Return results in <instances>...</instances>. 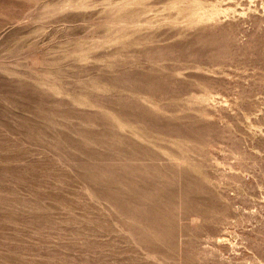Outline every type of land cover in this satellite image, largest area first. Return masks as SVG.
Instances as JSON below:
<instances>
[{
  "label": "rangeland",
  "instance_id": "374dc122",
  "mask_svg": "<svg viewBox=\"0 0 264 264\" xmlns=\"http://www.w3.org/2000/svg\"><path fill=\"white\" fill-rule=\"evenodd\" d=\"M0 63V264H264V0H0Z\"/></svg>",
  "mask_w": 264,
  "mask_h": 264
},
{
  "label": "bare ground",
  "instance_id": "6f19581e",
  "mask_svg": "<svg viewBox=\"0 0 264 264\" xmlns=\"http://www.w3.org/2000/svg\"><path fill=\"white\" fill-rule=\"evenodd\" d=\"M20 51H21V50H20ZM20 51H19V53H20ZM148 52H149V51H148ZM16 53H17V52H16ZM21 53H22V52H21ZM21 53H20V54H21ZM20 54H19V55H20ZM135 55H136V54H135ZM1 63H2V62H1ZM1 63H0V65H1ZM4 64H5V62H4ZM2 65H3V64H2ZM5 65H6V64H5ZM49 65H50V64H49ZM0 69H1V68H0ZM7 69H9V68H7ZM59 69H60V68H59ZM45 71H46V69H45ZM1 72H3V71H1ZM46 72H47V71H46ZM63 72H64V70H63ZM169 72H170V71H169ZM172 72H174V71H172ZM51 73H52V71H51ZM64 73H65V72H64ZM79 73H80V72H79ZM47 74H48V73H47ZM52 74H54V72H53ZM62 74H63V73H62ZM41 75H42V74H41ZM43 75H44V74H43ZM56 75H58V74L56 73L54 76L56 77ZM0 76H1V75H0ZM48 76H49V77H48ZM46 77L50 78V75H47ZM44 78H45V76H44ZM44 78H43V80H44ZM41 79H42V78H41ZM45 79H46V78H45ZM18 80H19V79H18ZM43 80H41V81H43ZM46 80H47V79H46ZM46 80H45V81H46ZM47 81H48V80H47ZM17 82H18V81H17ZM7 84H8V83H5V82H3V81L0 80V89H2L1 91H2L3 93H5L6 97H7V95H9V96L12 95V90L9 91V90H10V87H9ZM42 84H43V83H41V85H42ZM44 84H46V82H45ZM47 84H48V83H47ZM205 86H206V85H205ZM24 87H25V86H24ZM17 88H19V87L17 86ZM19 89H20V88H19ZM17 90H18V89H17ZM13 91H14V90H13ZM15 91H16V90H15ZM23 91H24V90H21V92H23ZM18 92H19V91H18ZM24 92H25V91H24ZM9 93H10V94H9ZM15 95H16V94H15ZM28 97H29V96H28ZM100 98H101V97H100ZM151 98H152V97H151ZM12 99H13V98H12ZM12 99H11V100H12ZM30 99H31V98H30ZM40 99H41V98H40ZM95 99H96V98H95ZM154 99H155V98H154ZM7 100H8V99H7ZM41 100H42V99H41ZM102 100H103V99H102ZM24 101H25V100H24ZM32 101H33V100H32ZM38 101H39V100H38ZM47 101H48V100H47ZM152 101L154 102L155 100H152V99H151V102H152ZM178 101H179V100H178ZM30 102H31V101H30ZM43 102H44V101H43ZM102 102H103V101H102ZM102 102H101V103H102ZM172 102H173V101H172ZM175 102H176V101H175ZM179 102H180V101H179ZM188 102H189V101H188ZM96 103H97V101H96ZM154 103H155V102H154ZM154 103H153V104H154ZM176 103H177V102H176ZM183 103H185V102H183ZM9 104H10V103H9ZM14 104H15V103H14ZM17 104H18V103H17ZM20 104H23V103L20 102ZM35 104H36V103H35ZM62 104H63V102H62ZM65 104H66V103H65ZM169 104H171V103H169ZM174 104H175V103H174ZM177 104H178V103H177ZM187 104H188V103H187ZM187 104L185 103L186 106H188ZM11 105H12V104H11ZM24 105H25V103H24ZM24 105H22L23 108H25ZM28 105H29V104H28ZM30 105H31V104H30ZM93 105H94V104H93ZM185 105H183V106H185ZM17 106H18V105H17ZM37 106H38V105H37ZM59 106H60V104H59ZM59 106H58V107H59ZM96 106H97V105H96ZM169 106H170V105H169ZM186 106H185V107H186ZM39 107H40V106H39ZM161 107H162V106H161ZM179 107H180V106H178V109H179ZM185 107H183V108L185 109ZM1 108H2V107H1ZM16 108H17V107H16ZM33 108H34V107H33ZM55 108H56V107H55ZM102 108H104V107H102ZM162 108H163V107H162ZM187 108H188V107H187ZM18 109H19V107H18ZM25 109H26V108H25ZM30 109H31V108H30ZM71 109H72V108H71ZM178 109H177V111H178ZM180 109H181V108H180ZM193 109H195V108H193ZM193 109H192V110H193ZM2 110H5V109H2ZM23 110H24V109H23ZM41 110H42V109H41ZM58 110H59V109H58ZM160 110H161V109H160ZM181 110L183 111V109H181ZM187 110H188V109H187ZM192 110H191V111H192ZM24 111H25V110H24ZM28 111H29V110H28ZM31 111H32V110H31ZM50 111H51V110H50ZM60 111H61V110H60ZM163 111H164V110H163ZM175 111H176V110H175ZM177 111H176V112H177ZM8 112H9V111H8ZM32 112H33V111H32ZM87 112H88V111H87ZM95 112H96V111H95ZM184 112H185V110H184ZM186 112H188V111H186ZM198 112H200V111H198ZM4 113H5V114H3V115L6 117L7 112L5 111ZM34 113H35V112H34ZM34 113H33V114H34ZM39 113H40V112H39ZM47 113H48V112H47ZM53 113H54V112H53ZM56 113L58 114V112H56ZM69 113H70V112H69ZM85 113H86V112H85ZM162 113H163V112H162ZM189 113H190V112H189ZM24 114H25V113H24ZM179 114H180V113H179ZM190 114H192V113H190ZM42 115H43V114H42ZM48 115H50V114H48ZM86 115H87V114H86ZM97 115H98V114H97ZM102 115H103V114H102ZM107 115H108V114H107ZM163 115H164V114H163ZM34 116H35V115H34ZM84 116H85V115H84ZM100 116H101V115H100ZM193 116H194V115H193ZM5 117H4V118H5ZM8 117H9V116H8ZM51 117L53 118V115H52ZM58 117H59V116H58ZM65 117H66V115H65ZM67 117H68V116H67ZM164 117H165V116H164ZM171 117H172V116H171ZM171 117H170V118H171ZM176 117H177V116H176ZM178 117H179V115H178ZM186 117H188V116H186ZM190 117H191V116H190ZM190 117H189V118H190ZM196 117H197V116H196ZM196 117H195V118H196ZM9 118H10V117H9ZM68 118H69V117H68ZM95 118H96V117H95ZM98 118H100V117H98ZM105 118H106V117H105ZM110 118H111V120L113 121L114 124H117V125L121 126V121L119 120V118H118L117 116H113V117H110ZM165 118H166V117H165ZM180 118H182V117H180ZM183 118H185V117H183ZM193 118H194V117H193ZM193 118H192V119H193ZM37 119H38V118H37ZM60 119H61V118H60ZM81 119H82V118H81ZM173 119H174V118H173ZM192 119H191V120H192ZM17 120H19V119L17 118ZM39 120H40V119H38V121H39ZM44 120H45V119H44ZM48 120H49V119H48ZM62 120H63V119H61V121H62ZM78 120H80V118H79ZM89 120H90V119H89ZM100 120H101V119H100ZM100 120H99V121H100ZM42 121H43V120H42ZM46 121H47V120H46ZM56 121H57V120H56ZM85 121H86V120H85ZM91 121H92V119H91ZM105 121H106V120H105ZM166 121H169V119L166 120ZM5 122H6V120H5ZM10 122H11V121H10ZM10 122L8 121V123H10ZM12 122H14V121H12ZM100 122H101V121H100ZM47 123H48V122H47ZM53 123H54V122H53ZM55 123H56V122H55ZM80 123H81V122H80ZM10 124H11V123H10ZM17 124H18V123H17ZM130 124H131V123H130ZM169 124H170V123H169ZM169 124H168V125H169ZM15 125H16V124H15ZM19 125H20V126H23V127H25V125H27L26 127H28L29 124H28V122L25 121V119L20 118V120H19ZM53 125H54V124H53ZM81 125H82V124H81ZM106 125H107V124H106ZM127 125H128V124H127ZM166 125H167V124H166ZM166 125H165V127H166ZM3 126H4V125H3ZM38 126H39V125H38ZM79 126H80V125H79ZM100 126H101V124H100ZM108 126H109V125H108ZM128 126H129V125H128ZM170 126H171V125H170ZM7 127H8V125H7ZM15 127H16V126H15ZM32 127H33V126H32ZM50 127H51V126H50ZM2 128H3V127H2ZM9 128H10V127H9ZM16 128H17V127H16ZM101 128H102V127H101ZM105 128H106V127H105ZM127 128H131V127L129 126V127H127ZM132 128L134 129L135 127H132ZM10 129H11V128H10ZM10 129H9V130H10ZM107 129H108V128H107ZM136 129H137V128H136ZM136 129H135L134 131H136ZM6 130H7V129H6ZM34 130H35V129H34ZM101 130H102V129H101ZM173 130H174V129H173ZM2 131H3V129H2ZM7 131H8V130H7ZM27 131H28V130H27ZM50 131H51V130H50ZM50 131H49V132H50ZM53 131H54V130H53ZM107 131H108V130H107ZM109 131H110V130H109ZM166 131H167V130H166ZM168 131H169V130H168ZM198 131H200V130H198ZM198 131H197V132H198ZM30 132H31V131H30ZM83 132H84V131H83ZM97 132H98V131H97ZM105 132H106V131H105ZM112 132H113V131H112ZM132 132H133V131H132ZM172 132H173V131H172ZM181 132H182V131H181ZM192 132H193V131H192ZM10 133H11V132H10ZM26 133H27V132H26ZM52 133H53V132H52ZM134 133H135V132H134ZM168 133H169V132H168ZM177 133H178V132H177ZM177 133H176L175 135H178ZM189 133H190V132H189ZM200 133H201V132H200ZM45 134H46V133H45ZM97 134H99V132H98ZM109 134H111V133H109ZM137 134H139V133H137ZM185 134H186V133H185ZM194 134H195V133H194ZM194 134H193V135H194ZM89 135H90V134H89ZM100 135H101V134H100ZM103 135H104V134H103ZM105 135H106V134H105ZM180 135H181V134H179V136H180ZM196 135H197V134H196ZM204 135H205V134H204ZM52 136H53V135H52ZM107 136L109 137L108 134H107ZM107 136H106V137H107ZM169 136H171V134H169ZM184 136H185V135H184ZM189 136H190V135H189ZM199 136H200V135H199ZM83 137H84V136H83ZM102 137H103V136H102ZM108 137H107V138H108ZM173 137H174V136H173ZM177 137H178V136H176L175 138H177ZM193 137H194V136H193ZM15 138H16V137H15ZM27 138H28V137H27ZM27 138H26V139H27ZM191 138H192V137H191ZM69 139H70V138H69ZM83 139H86V138H83ZM170 139H171V138H170ZM193 139H194V138H193ZM31 140H32V139H31ZM33 140H34V139H33ZM51 140L53 141L52 138H51ZM107 140H108V139H107ZM195 140H196V139H195ZM195 140H193V141H195ZM10 141H11V140H10ZM87 141H88V140H87ZM172 141H173V139H172ZM189 141H190V140H189ZM191 141H192V140H191ZM13 142H14V141H13ZM17 142H18V141H17ZM56 142H57V141H56ZM64 142H65V141H64ZM82 142H83V141H82ZM89 142H90V141H89ZM183 142H184V141H183ZM185 142H186V141H185ZM207 142H208V141H207ZM1 143H2V142H1ZM5 143H6V142H5ZM38 143H39V142H38ZM86 143H87V142H86ZM172 143H173V142H172ZM172 143H170V144H172ZM194 143H195V142H194ZM203 143H204V142H203ZM57 144H58V143H57ZM57 144H56V146H57ZM65 144H66V143H65ZM65 144H64V145H65ZM168 144H169V143H168ZM174 144H175V143H174ZM187 144H188V143H187ZM187 144H186V145H187ZM5 145H6V144H5ZM60 145H61V143H60ZM88 145H89V144H88ZM93 145H94V144H93ZM98 145H99V144H98ZM184 146H185V145H184ZM194 146H195V145H194ZM1 147H2V146H1ZM1 147H0V148H1ZM9 147H10V145H9ZM100 147H101V146H100ZM105 147H106V146H105ZM109 147H110V146H109ZM165 147H166V146H165ZM189 147H190V146H189ZM192 147H193V146H192ZM3 148H4V147H2V149H3ZM61 148H62V147H61ZM67 148H68V147H67ZM96 148H98V146H97ZM102 148H103V147H102ZM6 149H7V147H6ZM11 149H12V148H11ZM64 149H65V148H64ZM93 149H94V147H93ZM109 149H110V148H109ZM189 149H190V148H189ZM196 149H197V147H196ZM66 150H67V149H66ZM110 150H111V149H110ZM177 150H178V149H177ZM1 151H2V150H1ZM6 151H8V150H6ZM6 151H4V152L6 153ZM12 151H13V150H12ZM12 151H10V153H11ZM189 151H190V150H189ZM13 152H14V151H13ZM15 152H16V151H15ZM70 152H71V151H70ZM18 153H19V152H18ZM67 153H68V152H67ZM111 153H113V152H111ZM197 153H198V150H197ZM73 154H74V153H73ZM73 154H72V155H73ZM76 154H77V153H76ZM83 154H84V153H83ZM88 154H89V153H88ZM168 154H169V153H167V155H168ZM180 154H181V153H180ZM11 155H14V154L12 153ZM57 155H58V154H57ZM100 155H101V154H100ZM106 155H107V153H106ZM115 155H116V154H115ZM119 155H120V154H119ZM162 155H163V154H162ZM167 155H166V156H167ZM1 156H2V155H1ZM3 156H4V155H3ZM16 156H17V153H16ZM81 156H82V155H81ZM90 156H92V155H90ZM96 156H97V155H96ZM110 156H111V155H110ZM168 156H170V154H169ZM175 156H176V155H175ZM184 156H185V155H184ZM14 157H15V156H14ZM62 157H63V156H62ZM100 157H101V156H100ZM121 157H122V156H121ZM172 157H173V156H172ZM186 157H187V156H186ZM2 158H3V157H2ZM15 158H16V157H15ZM19 158H20V157H19ZM68 158H70V157H68ZM108 158H109V157H108ZM118 158H119V157H118ZM168 158H169V157H168ZM58 159H60V157H59ZM83 159H84V158H83ZM83 159H82V160H83ZM119 159H120V158H119ZM175 159H176V158H175ZM186 159H187V158H186ZM3 160H4V159H3ZM106 160H107V159H106ZM161 160H162V159H161ZM163 160H164V159H163ZM180 160H181V159H180ZM189 160H190V159H189ZM12 161H14V158H13ZM16 161H18V160H16ZM68 161H69V160H68ZM72 161H73V160H72ZM97 161H98V160H97ZM102 161H103V160H102ZM102 161H101V162H102ZM117 161H119V160H117ZM170 161H171V164H172V160H170ZM175 161H177V160H175ZM4 162H6V161H4ZM113 162H114V161H113ZM125 162H126V161H125ZM178 162H179V160H178ZM169 163H170V162H169ZM176 163H177V162H176ZM11 164H12V163H11ZM116 164H117V163H116ZM125 164H126V163H125ZM167 164H168V163H167ZM171 164H170V165H171ZM80 165H81V164H80ZM104 165H105V164H104ZM175 165H176V164H175ZM175 165H174V166H175ZM70 166H72V165H70ZM100 166H101V165H100ZM123 166H124V165H123ZM171 166H173V165H171ZM180 166H181V165H179V167H180ZM3 167H4V166H2V168H3ZM35 167H37V166H35ZM101 167H102V166H101ZM104 167H105V166H104ZM107 167H108V166H107ZM114 167H115V166H114ZM183 167H184V166H183ZM37 168H38V167H37ZM37 168H36V170H37ZM79 168H80V167H79ZM86 168H87V166L85 167V169H86ZM108 168H109V167H108ZM116 168H117V167H116ZM116 168H115V169H114V168H109L110 170L107 171V172H110L111 174H114V176H115L114 180H115V181H113V183H114L113 186L116 185V187L118 186L117 188H119L121 184L123 185V183H122L123 180H124L123 176L126 175V173H127L128 171H125V170H117V171H116ZM173 168H174V167H173ZM10 169H11V168H10ZM30 169H31V168H30ZM104 169H105V168H104ZM119 169H120V168H119ZM171 169H172V168H171ZM0 170L2 171V173H4V169H1V168H0ZM71 170H72V169H71ZM105 170H106V169H105ZM180 170H181V168H180ZM39 171H40V170H39ZM58 171H59V170H58ZM61 171H62V170H60V172H61ZM174 171H175V169H174ZM5 172H6V171H5ZM29 172H30V171H29ZM62 172H63V171H62ZM93 172H94V171H93ZM93 172H92V173H93ZM171 172H173V171H171ZM175 172H176V171H175ZM180 172H181V171H180ZM31 173H32V172H31ZM77 173H78V172H77ZM77 173H76V174H77ZM89 173H90V172H89ZM99 173H100V172H99ZM115 173H117V174H115ZM173 173H174V172H173ZM29 174H30V173H29ZM80 174H81V173H80ZM105 174H107V173H105ZM111 174H110V175H111ZM177 174L179 175V173H177ZM97 175H98V174H97ZM97 175H96V176H97ZM99 175H100V174H99ZM178 175H177V176H178ZM180 175H181V174H180ZM32 176H33V174H32ZM32 176H31V177H32ZM76 176L78 177V175H76ZM105 176H106V175H105ZM129 176H130V175H129ZM170 176H171V175H170ZM185 176H186V175H185ZM20 177H21V176H20ZM20 177H18V178H20ZM26 177H27V175H26ZM41 177H42V176H41ZM48 177H49V176H48ZM79 177H80V176H79ZM102 177H103V176H102ZM111 177H112V176H111ZM124 177H125V176H124ZM16 178H17V177H16ZM21 178H22V177H21ZM24 178H25V177H24ZM35 178H36V176H35ZM37 178H38V177H37ZM39 178H40V176H39ZM89 178H91V176H90ZM96 178H97V177H96ZM175 178H176V177H175ZM177 178H178V177H177ZM50 179H51V178H50ZM78 179H79V178H78ZM80 179H81V178H80ZM86 179H88V178L86 177ZM101 179H102V178H101ZM182 179H183V178H182V176H181V180H182ZM196 179H197V177H196ZM81 180H83V179H81ZM112 180H113V179H112ZM177 180L180 181L179 178H178ZM201 180H202V179H201ZM20 181H21V179H20ZM22 181H23V180H22ZM79 181H80V180H79ZM89 181H90V180H89ZM94 181H95V180H94ZM195 181H196V180H195ZM24 182H26V181H24ZM105 182H107V181H105ZM140 182H141V181H140ZM174 182H175V181H174ZM174 182H173V183H174ZM193 182H194V181H193ZM198 182H199V181H198ZM203 182H204V181H203ZM205 182H206V181H205ZM82 183H84V182H82ZM86 183H88V182H85V184H86ZM143 183H144V181H143ZM191 183H192V182H191ZM41 184H42V183H41ZM56 184H57V183H56ZM78 184H79V182H78ZM90 184H93V183H91V181H90V182H89V185H90ZM100 184H101V183H100ZM105 184H106V183H105ZM127 184H129V183H127ZM140 184H141V183H140ZM177 184H178V181H177ZM195 184H196V183H195ZM16 185H17V184H16ZM31 185H32V184H31ZM39 185H40V184H39ZM57 185H58V184H57ZM72 185H73V184H72ZM89 185H88V186H89ZM93 185H94V184H93ZM103 185H104V184H103ZM143 185H144V184H143ZM175 185H176V183H175ZM17 186H18V185H17ZM35 186H36V185H35ZM37 186H38V185H37ZM43 186H44V185H43ZM55 186H56V185H55ZM83 186H84V185H83ZM86 186H87V185H86ZM86 186H84V187H86ZM90 186H91V185H90ZM101 186H102V185H101ZM151 186H152V185H151ZM192 186H193V185H192ZM13 187H14V186H13ZM30 187H31V186H30ZM38 187H39V186H38ZM38 187H36V188H38ZM41 187H42V186H41ZM44 187H46V186H44ZM93 187H94V186H93ZM105 187H106V186H105ZM121 187H122V186H121ZM181 187H182V185H181ZM205 187H206V185H205ZM72 188H74V187L72 186ZM91 188H92V187H91ZM94 188H95V187H94ZM94 188H93V189H94ZM99 188H100V187H99ZM106 188L108 189V187H106ZM122 188H123V187H122ZM145 188H146V187H145ZM194 188H196L195 185H194ZM207 188H208V187H207ZM11 189H12V188H11ZM14 189H15V188H14ZM86 189H87V190H90V192L92 191L91 189H88V187H87ZM101 189H102V188H101ZM149 189H150V187H149ZM190 189H191V188H190ZM203 189H204V188H203ZM43 190H44V189H43ZM96 190H97V189H96ZM139 190H140V189H139ZM159 190H160V189H159ZM102 191H103V190H102ZM106 191H107V190H106ZM135 191H137V190H135ZM148 191H150V190H148ZM181 191H182V190H181ZM184 191H185V190H184ZM184 191H182L181 193L179 192V193L182 194ZM194 191H195V189H194ZM34 192H35V190H34ZM39 192H40V190H39ZM151 192H152V191H151ZM91 193H93V192H91ZM190 193H191V192H190ZM194 193H195V192H194ZM194 193H193V194H194ZM8 194H9V193H8ZM8 194H7V195H8ZM12 194H13V193H12ZM14 194H15V193H14ZM39 194H40V193H39ZM52 194H53V193H52ZM93 194H95V193H93ZM93 194H92V195H93ZM99 194H100V193H99ZM136 194H138V193L136 192ZM136 194H135V195H136ZM15 195H16V194H15ZM17 195H18V194H17ZM37 195H38V194H37ZM160 195H161V194H160ZM195 195H196V194H195ZM1 196H2V195H1ZM1 196H0V197H1ZM11 196H12V195H11ZM66 196H67V195H66ZM96 196H97V195H96ZM169 196H170V195H169ZM178 196H179V195H178ZM196 196H197V195H196ZM52 197H53V196H52ZM93 197L95 198L94 195H93ZM93 197H92V198H93ZM119 197H120V196H119ZM144 197H145V196H144ZM188 197H189V196H188ZM194 197H195V196H194ZM4 198H5V197H4ZM4 198H3V199H4ZM7 198H8V197L5 198V200H4L5 202H6V199H7ZM9 198H10V197H9ZM12 198H14V197H12ZM16 198H17V197H16ZM19 198H20V197H19ZM179 198H180V197H179ZM201 198L203 199V196H202ZM0 199H1V198H0ZM14 199H15V198H14ZM20 199H21V198H20ZM35 199L38 200V198H35ZM69 199H70V198H69ZM204 199H205V198H204ZM10 200H11V199H10ZM10 200L7 199V201H10ZM17 200H18V198H17ZM37 200H35V201H37ZM66 200H67V199H66ZM72 200H73V199H72ZM93 200H96V199H92V201H93ZM141 200H142V199H141ZM153 200H154V199H153ZM194 200L197 201L196 199H194ZM205 200H206V199H205ZM12 201H13V200H12ZM15 201H16V199H15ZM20 201H21V200H20ZM20 201H19V203H17V205L20 204ZM22 201H23V200H22ZM27 201H28V200H27ZM30 201H31V200H30ZM30 201H28V204L31 205V203H33V202L29 203ZM32 201H34V200H32ZM35 201H34V202H35ZM69 201H70V200H69ZM97 201H98V199H97ZM102 201H103V200H102ZM113 201H114V200H113ZM119 201L124 202L125 204L130 203V200H128V199H127L126 197H124V196H123L122 198H120ZM150 201H151V200H150ZM202 201H203V200H201V202H202ZM2 202H3V201H2ZM13 202H14V201H13ZM37 202H38V201H37ZM39 202H40V201H39ZM115 202H116V201H115ZM138 202H139V201H138ZM151 202H152V201H151ZM201 202H200V204H202ZM23 203H24V202H23ZM23 203H21L22 206H23ZM25 203H26V202H25ZM113 203H114V202H113ZM133 203H134V202H133ZM196 203H197V202H196ZM1 204H2V203H1ZM12 204H13V203L11 202V205H12ZM98 204H99V202H98ZM194 204H195V203H194ZM205 204H206V203H205ZM4 205H5V204H3V207H1V206H2V205H1L0 208H5ZM13 205H14V204H13ZM100 205H101V204H100ZM113 205H114V204H113ZM115 205H116V204H115ZM115 205H114V207H115ZM154 205H155V204H154ZM163 205H164V204H163ZM196 205H197V204H196ZM8 206H9V205H8ZM22 206L20 205V207H22ZM25 206H27V204H25ZM28 206H29V205H28ZM117 206H118V205H117ZM117 206H116V207H117ZM155 206H156V205H155ZM155 206H154V207H155ZM164 206H165V205H164ZM166 206H167V205H166ZM193 206H194V205H193ZM13 207H14V206H13ZM16 207H19V206H15L14 209H16ZM98 207H99V206H98ZM134 207H135V206H134ZM162 207H163V206H162ZM11 208H12V206H11ZM198 208H199V207H198ZM7 209H8V208H7ZM14 209H12V210H14ZM127 209H128V208H127ZM4 210H5V209H4ZM128 210H129V209H128ZM16 211H17V210H16ZM119 211H121V210H119ZM133 211H134V213H135V210H133ZM155 211H156V210H155ZM164 211H166V210H164ZM101 212H102V211H101ZM101 212L99 211V214H101ZM125 212H126V211H125ZM162 212H163V211H162ZM143 213H144V212H143ZM163 213H164V212H163ZM146 214H147V213H146ZM11 215H12V214H11ZM129 215H130V214H129ZM89 216H90V214H89ZM104 216H105V215H104ZM144 216L146 217V215H144ZM9 217H10V216H9ZM88 218H89V217H88ZM90 218L92 219V217H90ZM90 218H89V219H90ZM138 218H139V217H138ZM143 218H144V217H143ZM99 219H102V218H99ZM127 219H128V218H127ZM130 219H131V217H130ZM131 221L133 222L132 219H131ZM155 223H156V222H155ZM141 224H142V223H141ZM130 226H131V225H130ZM147 226H148V225H147ZM149 227H150V226H149ZM130 228H131V227H130ZM147 229H148V227H147ZM151 229H152V228H151ZM151 229H149V232H150ZM153 230H154V229H153ZM132 232H134V231L131 230V233H132ZM144 232H145V231H144ZM151 232H152V231H151ZM141 233H142V232H141ZM171 233H172V232H171ZM134 234H135V233L132 234L133 238H134L135 236H137V235H134ZM151 234H152V233H151ZM143 235H144V234H143ZM141 236H142V235H141ZM147 237H148V236H147ZM141 238H142V237H141ZM134 239L137 240L136 237H135ZM152 240H153V238H152ZM157 240H158V239H157ZM136 242H137V241H136ZM149 242H150V241H149ZM142 243H144V242H142ZM136 244H137V243H136ZM140 244H141V243H140ZM148 244H149V243H148ZM141 246H142V245H141ZM158 246H159V245H158ZM164 246H165V245H164ZM143 248H144V247H143ZM144 249H145V248H144ZM158 249H159V248H158ZM154 250H155V249H154ZM156 250H157V248H156ZM156 250H155V251H156ZM160 251H161V250H160ZM158 252H159V251H158ZM150 253H151V252H150ZM22 264H23V263H22ZM43 264H45V263H43Z\"/></svg>",
  "mask_w": 264,
  "mask_h": 264
}]
</instances>
